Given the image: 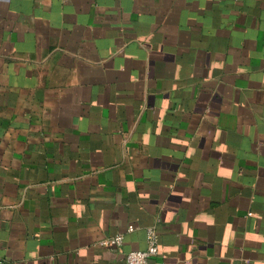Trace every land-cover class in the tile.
<instances>
[{"label":"crops","instance_id":"1","mask_svg":"<svg viewBox=\"0 0 264 264\" xmlns=\"http://www.w3.org/2000/svg\"><path fill=\"white\" fill-rule=\"evenodd\" d=\"M148 227L149 264H264V0H0V264Z\"/></svg>","mask_w":264,"mask_h":264},{"label":"built area","instance_id":"2","mask_svg":"<svg viewBox=\"0 0 264 264\" xmlns=\"http://www.w3.org/2000/svg\"><path fill=\"white\" fill-rule=\"evenodd\" d=\"M122 235L103 239L100 245L103 247L115 248L122 244ZM147 246L143 250H130L124 255L126 264H149L150 259L158 252V234L153 227H148L146 230Z\"/></svg>","mask_w":264,"mask_h":264}]
</instances>
